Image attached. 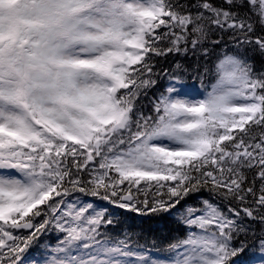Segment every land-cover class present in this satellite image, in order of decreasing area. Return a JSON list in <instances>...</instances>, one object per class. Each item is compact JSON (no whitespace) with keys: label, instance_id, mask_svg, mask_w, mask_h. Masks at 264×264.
<instances>
[{"label":"snow or ice","instance_id":"1","mask_svg":"<svg viewBox=\"0 0 264 264\" xmlns=\"http://www.w3.org/2000/svg\"><path fill=\"white\" fill-rule=\"evenodd\" d=\"M248 48L264 58V0H0V264L45 234L31 264H264V66ZM114 209L185 237L154 255L109 230Z\"/></svg>","mask_w":264,"mask_h":264},{"label":"trees","instance_id":"2","mask_svg":"<svg viewBox=\"0 0 264 264\" xmlns=\"http://www.w3.org/2000/svg\"><path fill=\"white\" fill-rule=\"evenodd\" d=\"M256 67L260 62L259 60H264L260 55L253 52ZM182 59L180 56H169L166 60L161 61V65L166 68H171L172 63L175 60ZM186 63L191 64L193 59L183 58ZM261 66V65H260ZM264 66V65H263ZM262 67V66H261ZM259 67V68H261ZM258 68V69H259ZM151 96V92L149 93ZM147 104V99L143 101ZM116 212L120 214V219L124 221V224L117 228H110L112 232H119L121 227L130 229L133 233L139 236L140 242L145 244L147 247L156 251L162 256H167L169 253L164 249L167 248V242H177L178 238L185 237L184 228H178L176 223L173 222V218L168 215L163 217L155 216H139L138 214L131 213L127 210L117 209ZM259 227V225H257ZM135 239V236L133 237ZM254 252H245L242 256L237 257L241 260L250 259V256Z\"/></svg>","mask_w":264,"mask_h":264},{"label":"rangeland","instance_id":"3","mask_svg":"<svg viewBox=\"0 0 264 264\" xmlns=\"http://www.w3.org/2000/svg\"><path fill=\"white\" fill-rule=\"evenodd\" d=\"M188 84L190 86V90H192L193 92H196V91H200L201 90V85L198 83V84H195L193 80L189 79L188 80ZM85 200H91V199H87V198H83ZM22 234H27L26 232H23ZM55 242V237L54 236H49L47 234L45 235H41V239H40V242L38 244V247H37V252H28L26 255L23 256V260H24V264H31L32 260L40 255L43 254V247L45 244H47L48 242ZM154 255H157L155 253H153ZM255 258L257 260L260 259V257L256 254L255 255Z\"/></svg>","mask_w":264,"mask_h":264}]
</instances>
